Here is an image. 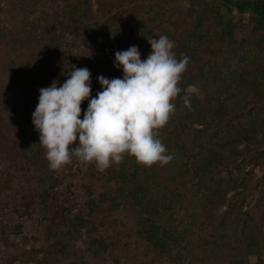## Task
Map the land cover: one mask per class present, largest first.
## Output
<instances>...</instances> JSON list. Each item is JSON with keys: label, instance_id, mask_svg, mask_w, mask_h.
Instances as JSON below:
<instances>
[{"label": "trees", "instance_id": "obj_1", "mask_svg": "<svg viewBox=\"0 0 264 264\" xmlns=\"http://www.w3.org/2000/svg\"><path fill=\"white\" fill-rule=\"evenodd\" d=\"M5 1L0 264H264V0ZM161 35L190 57L180 87L199 89L160 130L171 162L50 170L32 122L40 89L75 65L95 97L99 76H123L116 51L144 60Z\"/></svg>", "mask_w": 264, "mask_h": 264}, {"label": "clouds", "instance_id": "obj_2", "mask_svg": "<svg viewBox=\"0 0 264 264\" xmlns=\"http://www.w3.org/2000/svg\"><path fill=\"white\" fill-rule=\"evenodd\" d=\"M151 52L142 60L137 46L115 52L114 67L122 78L98 77L102 90L91 94L88 68L71 66L65 82L40 89L32 122L39 144L46 151L50 170L59 171L75 158L80 164H94L100 172L119 166L132 157L144 167L165 166L173 156L160 139V130L176 111L181 97L191 109L195 85L180 87L190 57H178L174 42L167 36L148 38ZM88 102L83 112L84 101Z\"/></svg>", "mask_w": 264, "mask_h": 264}, {"label": "rangeland", "instance_id": "obj_3", "mask_svg": "<svg viewBox=\"0 0 264 264\" xmlns=\"http://www.w3.org/2000/svg\"><path fill=\"white\" fill-rule=\"evenodd\" d=\"M0 5L4 7L6 5V1L5 0H1ZM234 19L235 20L238 19V16L236 15V13H234ZM242 20H243V22H247V17L246 16H243V19ZM157 39H158V37H157ZM255 174H256L257 177H260V172L258 170H257V172ZM189 193H191V194H189L190 196L188 197L186 203H190L192 205H195L198 197H196L193 194L192 191H190ZM184 207H186V205H184ZM184 207L183 208H180V211H179V216L180 217L179 218L180 219H184V221H185L186 217H188L191 214V210H190V208L187 209V208H184ZM249 259H250L251 262H254L255 261V258L254 257H251Z\"/></svg>", "mask_w": 264, "mask_h": 264}]
</instances>
